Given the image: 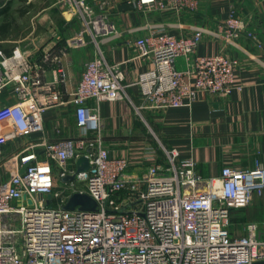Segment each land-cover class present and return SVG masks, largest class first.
Returning a JSON list of instances; mask_svg holds the SVG:
<instances>
[{
	"label": "built area",
	"instance_id": "1",
	"mask_svg": "<svg viewBox=\"0 0 264 264\" xmlns=\"http://www.w3.org/2000/svg\"><path fill=\"white\" fill-rule=\"evenodd\" d=\"M56 1L82 22L67 46L80 48L90 38L98 54L85 63L77 87L67 91L59 86L64 81L62 61L67 49L44 51L41 62L19 45L8 54L0 50V97L9 90L16 98L0 104V164H5V144L43 130V114L50 108L72 105L77 125L88 133L33 144L42 147L44 158L30 148L16 156L18 169L0 184V264H253L264 260V232L259 225L249 222L240 234L231 221L234 208L246 207L264 195V166L226 165L219 178H205L193 159L164 147L163 162L156 161L141 176L128 175L131 160L112 154L106 146L100 115L103 101L130 98L121 64L109 63L100 48L101 39L118 32L110 16L111 0ZM138 4L145 11L182 13L196 11L200 0H138ZM218 32L226 42L246 35L261 46L235 7L220 21ZM202 38V30L184 36L153 30L137 38V56L153 62L136 81L142 95L138 111L191 105L201 93H232L240 60L222 52L197 55ZM179 58L185 61L180 68ZM48 65L55 66L52 80L46 77ZM81 156L89 159L86 171L69 166ZM54 163L63 178L74 175L62 189L56 185ZM78 183L86 188L78 189ZM67 191L69 196L76 191L89 193L98 201V209H65Z\"/></svg>",
	"mask_w": 264,
	"mask_h": 264
},
{
	"label": "crops",
	"instance_id": "2",
	"mask_svg": "<svg viewBox=\"0 0 264 264\" xmlns=\"http://www.w3.org/2000/svg\"><path fill=\"white\" fill-rule=\"evenodd\" d=\"M29 1L28 4L33 2ZM111 3L110 16L118 32L101 39L100 48L109 63L121 64L130 98L103 101L100 115L106 146L112 154L131 160L127 174L141 176L156 161L163 162L164 147L176 148L182 158L193 159L205 178H219L226 165L240 169L252 168L258 163L264 166V0H200L196 11L182 13L145 11L139 8L138 0H111ZM9 7L10 0H0V27L5 21V8ZM231 7L237 9L244 27L258 35L261 46L246 35L226 42L218 32L220 21L228 17ZM20 8L23 7L15 11L19 12ZM41 11L44 13L39 12L36 20L41 23L48 19L46 23L53 24L51 35L45 41L40 36L32 39L33 46L28 52L33 59L41 62L44 51L67 49L62 61L64 81H60L59 86L63 90H74L85 63L98 54V48L90 42V38L88 44L80 48L67 46L68 40L80 30L82 23L69 7L54 0ZM26 13L22 16L25 17ZM153 30H164L176 36L202 30L203 38L197 47V55L222 52L238 58L240 65L235 72L232 93L228 96L201 93L191 105L164 110L143 108L138 111L142 95L136 81L143 71L153 67V62L137 56L134 43L137 38ZM20 37L19 34L13 36L8 29H1L0 50L10 53L26 39V36ZM11 43L15 45L11 46ZM178 64L183 67L184 59L179 58ZM54 67L47 66V79L55 78ZM15 100L10 91L5 90L0 104ZM93 102L89 100V103ZM43 125V130L11 139L5 144V164H0V184L18 169L20 160L16 156L24 149L35 150L39 158H44L42 147H33V144L44 139L55 141L88 133L77 125L72 105L45 111ZM151 149L155 151L152 155L149 152ZM69 166L77 169V160H71ZM54 170L57 188L68 186V178H64L63 186L58 184L60 168L56 163ZM77 187L86 188L84 183H78ZM68 191L65 196H69ZM249 208H252L257 219H264V195L257 196L246 207L234 208L232 218L244 221V212Z\"/></svg>",
	"mask_w": 264,
	"mask_h": 264
},
{
	"label": "rangeland",
	"instance_id": "3",
	"mask_svg": "<svg viewBox=\"0 0 264 264\" xmlns=\"http://www.w3.org/2000/svg\"><path fill=\"white\" fill-rule=\"evenodd\" d=\"M54 0H33L32 6L29 8L30 11H27L26 16L23 17L22 14H20V10L15 11L18 9V7H23L26 8L28 7V3L30 2L29 0H10V7L8 9H12L10 12H8L6 15H10L12 19L14 20L13 23H11L9 27V31L13 36H17L18 34L21 36L20 38H23L26 36V39L21 41L20 46L22 49L27 50L33 46L32 44V39L39 37L43 38L42 41H45V39L49 38L51 35V26H53L52 23H46L48 19L43 20L41 23L37 22V14L42 12L41 10L45 5L53 2ZM15 11V12H13ZM18 12V13H17ZM44 12H42L43 14ZM37 16V17H36ZM18 27V28H17ZM15 45L14 43H11V46ZM178 67L180 68L179 64ZM57 181H59L58 184L60 186H63L64 183V178L58 175ZM59 189H62L59 188ZM252 208L247 209L244 212V215L246 219L243 220H236V219H231L232 221V229L240 234H244L246 232V225L249 222H256L259 227L260 231L264 232V219L259 220L257 219V215L253 214ZM233 216V215H232ZM255 216V217H254Z\"/></svg>",
	"mask_w": 264,
	"mask_h": 264
},
{
	"label": "water",
	"instance_id": "4",
	"mask_svg": "<svg viewBox=\"0 0 264 264\" xmlns=\"http://www.w3.org/2000/svg\"><path fill=\"white\" fill-rule=\"evenodd\" d=\"M77 171H86L89 169V159L86 156H81L77 159ZM27 165H24L20 172H23ZM69 179H73L74 175L68 177ZM39 198H43L42 194L38 195ZM51 195H48V202H50ZM29 202H32L30 199ZM65 209L74 210H87V211H94L98 209V201L92 197L89 193L84 191H76L73 192L67 199V202L64 205ZM253 264H264V260L254 262Z\"/></svg>",
	"mask_w": 264,
	"mask_h": 264
},
{
	"label": "trees",
	"instance_id": "5",
	"mask_svg": "<svg viewBox=\"0 0 264 264\" xmlns=\"http://www.w3.org/2000/svg\"><path fill=\"white\" fill-rule=\"evenodd\" d=\"M30 6H32V3H30L29 5H28V7H26V8H20L19 10H20V14H24L26 11H28L29 10V7ZM7 10H8V8H5V21L4 22H2V23H4L1 27H0V30L1 29H4L5 31L7 30V29H9V27H10V25H11V23H13L14 22V20L12 19V17L10 16V15H6L8 12H7ZM122 196H124L125 194H126V191H123V192H121L120 193Z\"/></svg>",
	"mask_w": 264,
	"mask_h": 264
}]
</instances>
